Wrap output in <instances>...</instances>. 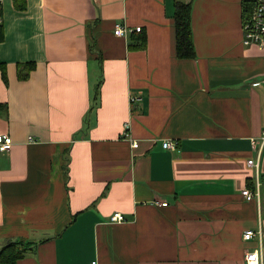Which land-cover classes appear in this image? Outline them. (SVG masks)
Here are the masks:
<instances>
[{
	"label": "crops",
	"instance_id": "obj_1",
	"mask_svg": "<svg viewBox=\"0 0 264 264\" xmlns=\"http://www.w3.org/2000/svg\"><path fill=\"white\" fill-rule=\"evenodd\" d=\"M190 1L0 0V246L48 239L17 264H264V192L241 194L264 178V50L242 44L244 0H194L177 59Z\"/></svg>",
	"mask_w": 264,
	"mask_h": 264
},
{
	"label": "built area",
	"instance_id": "obj_2",
	"mask_svg": "<svg viewBox=\"0 0 264 264\" xmlns=\"http://www.w3.org/2000/svg\"><path fill=\"white\" fill-rule=\"evenodd\" d=\"M244 2H247L251 4L250 10L247 14V16L242 20V44L245 46H256L262 50H264V0H244ZM0 18V23H1ZM141 27H136L135 29H125L120 24H116L114 26V35L125 37L128 35L127 33L134 31L135 33L142 32ZM264 82V80H263ZM141 102V98L137 95H131L130 96V105H132V108L135 104L139 105ZM125 129H127V124L125 125ZM30 141H32L30 139ZM12 139L8 134H0V152H5L6 150H9L10 147H12ZM251 144L253 149H256L257 152V161H254L251 159H248L247 163L248 165H252L255 168H257L258 160L260 158V154L262 150L264 149V134L259 139H251ZM175 145V142H170L163 140L162 147L170 150L173 149ZM132 146H137L136 142L132 143ZM261 192H264V178L261 179V181L256 178V181L254 183V188L252 189H244L242 191V196L244 199L247 200H255L258 201L260 199ZM167 202H162L161 206L166 205ZM122 214L114 213L109 216V221L113 223H121L125 219ZM257 236L259 239L261 238L260 231L255 232L254 230H248L244 233L243 239L245 241H248L250 238ZM260 256L261 252L258 251H251L246 254L244 257V261L246 264H260ZM91 264H97L96 261L92 262Z\"/></svg>",
	"mask_w": 264,
	"mask_h": 264
},
{
	"label": "trees",
	"instance_id": "obj_3",
	"mask_svg": "<svg viewBox=\"0 0 264 264\" xmlns=\"http://www.w3.org/2000/svg\"><path fill=\"white\" fill-rule=\"evenodd\" d=\"M194 0L190 2H176L174 11V28H175V55L179 60L185 59H195V49L193 44L192 28H191V8ZM251 4L244 2V7L242 10V20L247 16L250 10ZM1 10V6H0ZM3 38V30L0 25V42ZM145 46V38L142 37L141 43L138 48ZM32 64H17V78L19 80H26L29 76L30 70L32 69ZM2 71V76L5 78L4 67L0 66ZM99 84L97 85L95 91V96H98ZM67 161V160H66ZM66 164V163H65ZM67 165V164H66ZM64 167L65 178L67 177V167ZM48 239H40L37 242L29 241V239H23L19 241L9 240L0 246V264H17V262L27 254L34 251L37 244L44 242Z\"/></svg>",
	"mask_w": 264,
	"mask_h": 264
}]
</instances>
